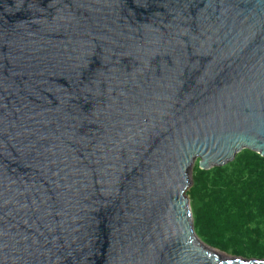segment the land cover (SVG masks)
Instances as JSON below:
<instances>
[{"label":"water","instance_id":"95a60500","mask_svg":"<svg viewBox=\"0 0 264 264\" xmlns=\"http://www.w3.org/2000/svg\"><path fill=\"white\" fill-rule=\"evenodd\" d=\"M245 149L264 0H0V264H264L208 249L187 195Z\"/></svg>","mask_w":264,"mask_h":264},{"label":"trees","instance_id":"16d2710c","mask_svg":"<svg viewBox=\"0 0 264 264\" xmlns=\"http://www.w3.org/2000/svg\"><path fill=\"white\" fill-rule=\"evenodd\" d=\"M188 196L195 231L232 256L264 259V156L249 149L221 167L192 172Z\"/></svg>","mask_w":264,"mask_h":264},{"label":"rangeland","instance_id":"374dc122","mask_svg":"<svg viewBox=\"0 0 264 264\" xmlns=\"http://www.w3.org/2000/svg\"><path fill=\"white\" fill-rule=\"evenodd\" d=\"M194 164H195V163H194ZM194 164H193V165H194ZM192 167H194V166H192ZM192 172H193V168H191V171H190V177H191V178H192ZM192 184H193V182H191L190 187L192 186ZM190 187H189L188 190H187V194H188V191H189ZM188 197H189V196H188ZM189 199H190V198H189ZM191 208H192V203H191ZM211 250L219 251L222 255L224 254L225 257H227V258H231V257H233L231 254H227V253L222 252V251H220V250H218V249H215V248H212Z\"/></svg>","mask_w":264,"mask_h":264},{"label":"bare ground","instance_id":"6f19581e","mask_svg":"<svg viewBox=\"0 0 264 264\" xmlns=\"http://www.w3.org/2000/svg\"><path fill=\"white\" fill-rule=\"evenodd\" d=\"M208 249H212V248H208ZM222 255V254H221ZM223 256L225 257V255L223 254ZM230 259H232V258H226L225 260H230Z\"/></svg>","mask_w":264,"mask_h":264}]
</instances>
